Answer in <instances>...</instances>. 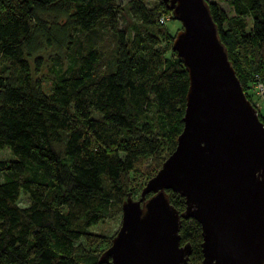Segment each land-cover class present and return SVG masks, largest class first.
I'll return each mask as SVG.
<instances>
[{
	"label": "trees",
	"instance_id": "16d2710c",
	"mask_svg": "<svg viewBox=\"0 0 264 264\" xmlns=\"http://www.w3.org/2000/svg\"><path fill=\"white\" fill-rule=\"evenodd\" d=\"M208 1L244 90L249 57L264 84V0H228L232 15ZM162 8L172 12L164 0H0V148L14 154L0 157V264H108L86 244L103 237L91 226L122 212L137 165L155 158L147 181L184 127L189 72ZM180 234L202 264L199 220L183 217Z\"/></svg>",
	"mask_w": 264,
	"mask_h": 264
},
{
	"label": "water",
	"instance_id": "95a60500",
	"mask_svg": "<svg viewBox=\"0 0 264 264\" xmlns=\"http://www.w3.org/2000/svg\"><path fill=\"white\" fill-rule=\"evenodd\" d=\"M164 1L182 22L173 48L189 72L184 127L139 197L124 198L121 225L100 260L193 264L180 234L182 218L193 216L202 225V264H264V121L209 1ZM168 189L185 197L182 211Z\"/></svg>",
	"mask_w": 264,
	"mask_h": 264
},
{
	"label": "rangeland",
	"instance_id": "374dc122",
	"mask_svg": "<svg viewBox=\"0 0 264 264\" xmlns=\"http://www.w3.org/2000/svg\"><path fill=\"white\" fill-rule=\"evenodd\" d=\"M121 3L127 2L128 0H119ZM148 5H155L157 3H160V0H145ZM221 5L224 7V9L227 11L228 14L232 15L234 11L231 9L230 3L228 0H220ZM162 16L166 19V23L168 24V28L170 32L176 33L178 29L182 27L181 20L174 18L172 12H166L164 8H162ZM247 27L246 29H250L252 26V17L247 16ZM175 36V34H174ZM167 42H163L165 45ZM58 47L57 46H50L45 48L42 52H39L40 54H43V65L41 67L40 73L38 75H44L49 72V65L51 61L53 60V55L55 52H57ZM171 49L169 50V53H171ZM33 60V59H32ZM252 57H249V63L248 66L249 70L247 72V75L249 76V83L250 86L246 88L245 92L247 96L251 99V101L258 107V111L260 114L264 117V92L262 88H260L261 84H263L261 81H257L258 71L255 68L254 63H252ZM35 64V62L33 61ZM251 78V80H250ZM44 86L46 90L50 89V81L49 79H44ZM264 85V84H263ZM0 157L10 159L14 157V154L9 148H0ZM138 170L133 172L132 178V190H133V196L135 198L139 197L141 193V188L145 185L147 176L149 172L157 168V164L155 162V158H147L141 161L138 165ZM4 178L3 172H0V181H2ZM19 204L21 205H28L29 204V197L26 193H22L19 198ZM122 220V212L116 213L113 216L105 217L100 222L93 224L91 226V229L97 232L98 234H101L103 237L101 239H97L91 242L86 243L87 246L90 249H94L97 252H101L102 250L106 249L109 245V242L111 241L112 236L117 232L118 228L121 225Z\"/></svg>",
	"mask_w": 264,
	"mask_h": 264
},
{
	"label": "built area",
	"instance_id": "2783aa9c",
	"mask_svg": "<svg viewBox=\"0 0 264 264\" xmlns=\"http://www.w3.org/2000/svg\"><path fill=\"white\" fill-rule=\"evenodd\" d=\"M260 88H262V90L264 92V85L263 84H261Z\"/></svg>",
	"mask_w": 264,
	"mask_h": 264
}]
</instances>
